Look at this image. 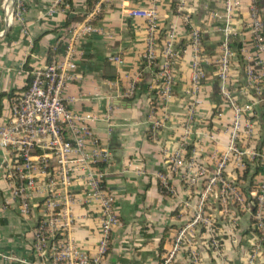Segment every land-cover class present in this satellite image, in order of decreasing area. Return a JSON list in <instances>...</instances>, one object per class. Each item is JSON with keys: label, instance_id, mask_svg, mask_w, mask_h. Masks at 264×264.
Wrapping results in <instances>:
<instances>
[{"label": "crops", "instance_id": "obj_1", "mask_svg": "<svg viewBox=\"0 0 264 264\" xmlns=\"http://www.w3.org/2000/svg\"><path fill=\"white\" fill-rule=\"evenodd\" d=\"M10 0H0V129L8 123L14 99L28 89L31 71L60 57L70 30L93 12L99 0H24L23 20L10 16ZM236 37L251 61L264 62L248 25L256 4L264 22V0H235ZM227 0H104L92 16L98 28L80 40L75 78L67 88L70 107L90 111L101 119L94 124L100 144L110 152L104 186L115 197L120 222L111 232L103 264H163L178 232L194 219L205 178L187 179L188 167L170 169V158L179 152L186 163L206 166L209 173L231 144L234 111L220 92L216 59L224 40ZM53 11L51 12V9ZM134 8L157 13V63L144 62L149 37L147 19L133 16ZM188 16L189 20L186 19ZM189 25V26H188ZM202 34L205 76L197 91L192 84L191 63L196 48L191 29ZM175 34L174 96L161 104L158 96L160 64L167 33ZM3 32V34H1ZM162 33V34H161ZM119 55L121 62L111 56ZM260 68L263 67L261 63ZM239 102L252 103V133L238 141L242 150L264 148V76L259 94L247 88L245 65L239 59L232 72ZM135 89L130 94V88ZM246 92V93H245ZM191 108L194 109L191 114ZM222 113L221 116L218 114ZM162 125L153 129L154 120ZM14 152L0 148V264H46L34 248L35 233L44 211L36 194L28 216L22 215L9 176L17 163ZM261 159L232 155L226 177L241 186L246 209L209 196L206 210L213 214L215 240L201 225L192 228L171 264H264L259 234L254 226L255 183L263 177ZM169 185H165L164 181ZM76 244L96 254L101 239V212L90 204L79 182L73 190ZM189 202V203H187Z\"/></svg>", "mask_w": 264, "mask_h": 264}, {"label": "built area", "instance_id": "obj_2", "mask_svg": "<svg viewBox=\"0 0 264 264\" xmlns=\"http://www.w3.org/2000/svg\"><path fill=\"white\" fill-rule=\"evenodd\" d=\"M103 1L99 0L93 12L70 30L62 56L54 57L47 64L31 71L28 89L14 99L9 121L0 129V148L14 152L18 158L9 176L13 181V194L22 215L28 216L31 213L32 199L37 193L43 197L41 206L44 214L36 229L34 248L46 264H103L102 259L109 249L111 232L120 222L115 197L104 186L106 169L102 165L110 160V152L100 144L93 127L101 118L90 111H79L70 107L67 99V88L75 78L80 40L98 29L91 18L101 10ZM60 2L61 0H55L53 7ZM235 4V0L226 2L224 40L220 55L216 59L220 92L234 111L231 144L228 151L217 159L215 170L211 173L206 166L193 161L186 163L179 152L171 156V170L188 167L187 179L197 182L200 178H205V182L194 219L178 232L174 246L163 264L174 261L183 244L189 243L193 234L192 228L196 225L203 226L213 237V242L219 245L214 237L216 227L213 214L205 208L209 196L220 199L225 208L233 203L246 209L248 198L245 192L239 184L230 181L225 175L232 155L239 161L245 155L251 159H261L263 177L255 183L251 193L255 205L254 226L259 234L257 247L264 249V148L262 151L242 150L238 146L243 135L252 133L250 117L254 111L252 103L239 102L233 90L237 80L232 72L236 59H239L230 45L232 37L236 35L233 19ZM9 6L12 19H24V0H10ZM129 13L147 19L149 37L143 57L145 64L152 67L159 58L157 13L154 9L147 8H134ZM186 19L189 20L188 16ZM248 28L257 48L264 53V22L256 4L252 6V20ZM190 34L191 43L196 48L191 71L193 88L197 91L205 76L201 50L202 34L198 28L191 29ZM167 36L163 44V60L159 70L161 81L157 90L161 104L169 102L174 96V59L177 56L175 34L169 31ZM241 53L245 61L247 88H254L262 94L264 62L251 61L243 54L244 46ZM110 58L114 62L122 61L119 55ZM261 63L262 68L259 67ZM134 89L135 86L132 85L130 94ZM193 112L194 109L191 108L190 116ZM218 115L221 116L222 113ZM161 125V119L153 121L154 130ZM76 182L82 186L87 201L98 206L101 212V239L96 254L81 249L71 235L74 226L72 190ZM164 183L169 185L166 180Z\"/></svg>", "mask_w": 264, "mask_h": 264}, {"label": "trees", "instance_id": "obj_3", "mask_svg": "<svg viewBox=\"0 0 264 264\" xmlns=\"http://www.w3.org/2000/svg\"><path fill=\"white\" fill-rule=\"evenodd\" d=\"M258 0H256L257 3ZM189 26V25H188ZM1 27V26H0ZM1 30V29H0ZM162 34V33H161ZM230 45L232 46V48L237 52V55L239 57V60L241 62L242 65H245V61L243 58V55L241 53V48L243 46L242 42L238 39V37L233 36L231 41H230ZM243 190V189H242ZM244 191V190H243Z\"/></svg>", "mask_w": 264, "mask_h": 264}]
</instances>
